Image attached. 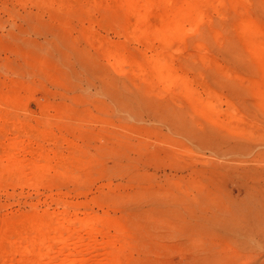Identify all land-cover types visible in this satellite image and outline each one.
<instances>
[{"label": "rangeland", "instance_id": "obj_1", "mask_svg": "<svg viewBox=\"0 0 264 264\" xmlns=\"http://www.w3.org/2000/svg\"><path fill=\"white\" fill-rule=\"evenodd\" d=\"M38 1L0 0V163L17 141L53 167L0 177V264H30L11 235L60 211L107 237L41 264H264V0H165L151 20L189 9L163 41L122 0Z\"/></svg>", "mask_w": 264, "mask_h": 264}, {"label": "bare ground", "instance_id": "obj_2", "mask_svg": "<svg viewBox=\"0 0 264 264\" xmlns=\"http://www.w3.org/2000/svg\"><path fill=\"white\" fill-rule=\"evenodd\" d=\"M40 1V0H39ZM38 1V2H39ZM42 1V0H41ZM54 1V0H53ZM68 1V0H67ZM70 1V0H69ZM116 1V0H115ZM139 1V0H138ZM142 1L141 4H143V1L146 3V5H141L138 6L137 0H122V5L125 6L127 14L129 15V23H128V32L129 35L135 36L139 33H142V31L145 32H149L151 34H153L157 39L159 40H164L166 37H173L177 34L178 36V31L181 28V21L183 19V17H186L185 15L188 13L186 11V9H189L188 6H186L187 8H180L177 12L174 9V13L172 12L171 14L162 17V18H158L156 20H151V15H150V9L152 7H156L161 3H166L165 0H140ZM167 1V0H166ZM52 3V2H51ZM57 4L60 5L62 4V1H56ZM88 3V2H87ZM40 4V3H39ZM43 4V3H42ZM45 4V3H44ZM53 4V3H52ZM117 4V3H116ZM150 4V5H149ZM70 5V4H69ZM149 5V6H148ZM41 6V5H40ZM65 6V5H64ZM68 6V5H67ZM151 6V7H150ZM194 6V5H193ZM123 7V6H122ZM40 8V7H38ZM176 8V7H175ZM192 8V7H191ZM70 9V8H69ZM191 12V11H190ZM190 14V13H189ZM184 15V16H183ZM151 18H150V17ZM154 18V17H153ZM152 18V19H153ZM155 19V18H154ZM126 28V29H127ZM141 35V34H139ZM162 40V41H163ZM173 40V39H172ZM170 42V41H169ZM168 43V42H167ZM119 51V50H118ZM121 52H118V56ZM116 52L113 54L114 59L118 61V56H117ZM111 55V54H110ZM112 56V55H111ZM118 58H117V57ZM121 59V58H119ZM156 61V60H155ZM155 61L153 62L154 64H152L153 66H155V68L157 69L156 75L155 77H157L160 81H162L163 83H167L170 82L169 80V72L170 71H166L165 67L161 64V61L158 63H155ZM166 63V62H164ZM173 78V77H171ZM167 86V85H165ZM13 113V112H12ZM11 115V114H10ZM8 116V115H7ZM5 117V115H4ZM19 118V117H18ZM8 122V121H7ZM14 129V128H13ZM20 129V128H19ZM27 129V128H26ZM42 129V128H41ZM24 131V130H23ZM27 132V131H26ZM17 133V132H16ZM32 133V132H31ZM29 133V136L34 137L33 134ZM23 133H21V131L19 132V135H22ZM37 135V134H36ZM37 138V137H35ZM1 140V137H0ZM36 140V139H35ZM11 144V143H10ZM4 145V144H3ZM2 145V146H3ZM18 145H20L19 143H17V141L13 142L11 144V148L10 151L9 150H4L2 151V156L3 159H6L8 161V163L6 164H1L0 163V177H7L10 178L11 181L20 177V175L25 174L27 171L32 172L33 175H35V177H33L35 179V181H40L37 180L38 178L36 177L37 175L35 174L36 172H38L39 170L42 171V169L44 168L45 170L47 168H50L48 170H51V168L53 167L52 164L50 163L51 161L48 160L47 158L50 159V156L48 157V154H44L39 150H35L34 152L31 151V156L33 158V161H30V165H28L29 167H23L22 164L18 161V159L16 158V155L13 154V150L14 148L17 149ZM1 146V145H0ZM7 147V145H4ZM30 147V146H29ZM60 148V147H59ZM12 149V150H11ZM61 149V148H60ZM58 149V150H60ZM28 150V149H27ZM47 152V151H46ZM18 156V155H17ZM47 156V157H46ZM22 159V158H21ZM1 160V158H0ZM23 160V159H22ZM25 160V159H24ZM62 165V164H60ZM26 166V165H25ZM59 166V165H58ZM57 167V166H55ZM60 168L62 166H59ZM58 170L61 171L62 169ZM65 167V166H64ZM43 169V170H44ZM58 170H55L56 172ZM50 172V171H48ZM62 172V171H61ZM64 172V170H63ZM62 172V174H63ZM60 173V172H57ZM47 174V172H46ZM26 176V175H24ZM23 176V177H24ZM63 176V175H62ZM61 176V177H62ZM41 177V176H40ZM43 178V177H41ZM6 179V178H5ZM22 179V178H20ZM19 179V181H20ZM13 182V181H12ZM16 182V181H15ZM35 183V182H33ZM41 183V181L39 182ZM58 201V200H57ZM61 202V201H60ZM63 205V204H62ZM59 206V205H58ZM66 206V205H64ZM64 208V207H63ZM66 209V208H64ZM61 212V211H60ZM59 212V213H60ZM63 212V211H62ZM56 213L55 215H51V214H41L39 216H31L29 218L24 219V221L22 222V224L19 226V232L13 234V236L11 235V238L14 237L13 239H11L12 241H14V243L19 244L22 242H25L26 248L23 249V253L24 251L27 252V255H33L32 257H34L33 259H29L30 264H41V262H43V259H48V257L50 256V253L53 252V248L59 246L60 250H67L68 248L66 247V238L69 236H74L78 233H87L86 234V238H92L88 239L89 241H91L90 245H94L95 244V239L96 237L99 236H103L105 237L108 234L107 228H100V226L98 227V222L97 219L93 221H88V218L85 219H80L77 216H75L73 219H68L66 215H64V213ZM93 218V217H92ZM90 220V219H89ZM109 223V222H107ZM110 228V226H109ZM108 228V229H109ZM7 229V228H6ZM21 231V232H20ZM75 234V235H74ZM82 235V234H81ZM77 237L76 240L77 242L82 241V238L80 235H76ZM88 236V237H87ZM119 236V235H118ZM107 237V236H106ZM5 237H3V240L5 244H10V240L8 239H4ZM67 238V239H68ZM85 238V237H84ZM2 239V238H1ZM74 239V238H73ZM118 239V238H116ZM114 238V240H116ZM75 240V239H74ZM73 240V241H74ZM97 242V241H96ZM115 242V241H114ZM118 242V241H117ZM75 243V242H74ZM86 243V242H85ZM89 243V242H88ZM78 244V243H77ZM111 244L110 241H107L105 243V246ZM11 245V244H10ZM88 246V245H87ZM103 246V248L105 247ZM17 247V246H16ZM14 246V248H16ZM79 247V246H78ZM84 247V246H83ZM95 247V245H94ZM99 247V246H98ZM20 248V247H19ZM91 248V247H89ZM93 248V247H92ZM102 249V247H100ZM106 248V247H105ZM9 249V246H8ZM7 249V250H8ZM11 249V248H10ZM58 249V250H59ZM74 249V248H72ZM88 249V248H86ZM98 249V248H97ZM55 250V249H54ZM76 250V249H74ZM2 251V250H1ZM0 251V256H4L6 254H8V251ZM19 251L18 249H16V252ZM81 251V250H80ZM15 252V253H16ZM71 251H69L68 254H70ZM11 253V252H10ZM14 253V254H15ZM25 254V253H24ZM54 254V253H53ZM67 254V255H68ZM77 254V253H76ZM74 253V255H76ZM79 254V253H78ZM87 254V253H86ZM90 254V253H89ZM25 256V255H24ZM100 256V255H99ZM26 257V256H25ZM55 257V256H54ZM72 257V256H71ZM19 258V257H18ZM58 258V257H57ZM63 258V257H62ZM89 260L90 258L87 257ZM85 255L81 256V259L75 261L77 264L82 263L83 261L87 260ZM115 257L113 255H109L105 258V261L102 264H114V259ZM59 259V258H58ZM93 259V258H92ZM20 260V259H19ZM18 260V262H19ZM27 260V259H26ZM65 260V259H64ZM8 261V260H7ZM50 261V260H49ZM61 261H63L61 259ZM118 261V259H117ZM2 262V261H1ZM28 262V260H27ZM51 262V261H50ZM67 262H69V260L66 258V261L64 264H67ZM4 263V262H3ZM90 263H92V261H90ZM97 263V262H96ZM29 264V263H28ZM45 264V263H44ZM48 264V263H47ZM73 264V263H72ZM75 264V263H74Z\"/></svg>", "mask_w": 264, "mask_h": 264}]
</instances>
